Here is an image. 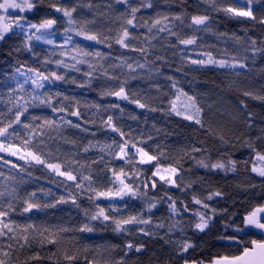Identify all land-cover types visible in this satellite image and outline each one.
<instances>
[{
	"label": "trees",
	"instance_id": "trees-1",
	"mask_svg": "<svg viewBox=\"0 0 264 264\" xmlns=\"http://www.w3.org/2000/svg\"><path fill=\"white\" fill-rule=\"evenodd\" d=\"M142 2L152 7H140ZM107 3L40 0L24 14L32 23L56 19L55 31L63 32L67 21L52 5L76 7L74 19H94L90 28L105 38L103 43L81 37L67 45L57 40L48 46L32 40L29 50L19 31L0 41V127L14 121L18 106L28 102L21 124L13 123L9 129L10 133L15 129L16 134L2 139L5 146L15 145L24 153V140L31 139L32 145L43 141L47 162L60 164L78 181L92 178L91 189L87 180L77 188V182L45 165L1 154L0 192L5 194L0 196V210L8 215L0 219L14 231L4 229L6 234L0 236V259L5 264H206L222 256L239 255L243 245L226 239L235 234L233 221L239 224L247 212L264 205V178L253 171L259 156L264 155V0L251 4L255 19L234 17L222 10L247 8V0H132L140 7L136 27L120 18L125 6L116 5V11L110 12ZM177 16L181 20H176ZM194 16H207L209 21L206 26L192 25ZM156 20L179 38L158 28L149 32ZM123 27L135 37L127 48L116 42ZM74 28L76 32L79 25ZM193 37L195 44L179 43V39ZM77 45L101 55L82 57L75 51ZM209 57L213 63H191ZM57 60L64 64L58 65ZM237 61L246 67H219L220 62ZM17 69H37L49 76L54 72L64 79H52L42 90L27 85L21 90L22 83L15 79ZM121 87L128 97L123 101L110 94ZM33 95L49 99L51 107L33 100ZM179 98L190 102L196 117L188 119L185 110L176 107ZM136 101L146 106L141 108ZM61 108L65 111H59ZM73 111L80 115H71ZM109 116L123 137L107 125ZM44 119L55 124L41 136L38 126ZM25 123L36 128V133L24 129ZM124 141L126 156L117 147ZM137 148L158 159L141 164ZM201 162L223 163L225 167H203ZM157 164L162 170L177 169L175 184L153 176ZM121 170L124 176H120ZM117 176L137 195L119 202L97 197L95 193L119 186ZM154 181L155 188L151 186ZM31 193L36 194L31 202L41 207L26 212L25 201ZM98 208L105 209L108 221L90 219ZM201 215L208 219L204 231L195 227ZM129 217L150 223L114 230L113 219ZM86 224L93 231H80ZM27 225L35 228L25 232ZM253 238L260 237H243L245 242ZM129 243L134 245L132 250L126 248ZM185 243L193 245L187 252L181 251ZM136 246H142L141 251H135ZM66 253L76 259L66 260Z\"/></svg>",
	"mask_w": 264,
	"mask_h": 264
},
{
	"label": "snow or ice",
	"instance_id": "snow-or-ice-1",
	"mask_svg": "<svg viewBox=\"0 0 264 264\" xmlns=\"http://www.w3.org/2000/svg\"><path fill=\"white\" fill-rule=\"evenodd\" d=\"M40 0H0V41H3L8 34H16L15 30L19 29V33L23 34L25 36V46L31 50V41L35 39L36 41L43 40L47 44H54V41L52 39H49L48 37L55 35V33L52 31L54 26L57 24L56 19H44L40 21L39 23H32L26 15H21L22 13L31 12L39 3ZM253 3V0H247V8H237V7H226L222 9L225 13H229L234 17H246L255 19L253 15V11L251 8V4ZM125 6V13L120 14V18L126 19V24L130 25L132 27H136L134 24V20L136 19V13L140 10V7H152L151 3H141L140 7L135 6L132 3V0H108V3L106 4L107 9L110 12H115L116 8L115 6ZM52 7L55 9L56 12H62L63 16L67 18V23L69 25L78 24L79 30L76 31V36L83 37L84 40L87 41H95L98 43H103L104 39L101 34H98L91 30L90 26L95 24V20H81L77 21L73 17V13L76 12V7L72 8H62L57 7L56 4H53ZM89 8H92L93 5L89 4ZM15 15V19H11V17ZM101 15H104V13H101ZM131 17V18H127ZM167 19V17H165ZM176 20H181V17L177 16L175 17ZM209 21V17L207 16H194L192 17V25H207V22ZM264 22V21H262ZM160 21L156 20L153 22L151 26L148 27V31L151 32L153 28H158L160 32L168 31L171 35H176L178 38V33L172 32L170 29H167L165 27H160ZM65 36L66 39L64 41V44L67 45L72 42V36L68 35L69 32L72 31L71 28H65ZM130 39H135V37L131 36V33L129 32V29L127 27L122 28V35L119 36V38L116 40L118 44H120L122 47H129L128 41ZM179 43L182 45H192L195 44V38H187V39H179ZM254 43V42H253ZM75 51L79 53L82 57H87L90 55H101L100 53H92L85 51L83 48L79 47L78 45L75 46ZM141 52H144V49H140ZM64 55V53H61ZM75 59V57H73ZM78 63L83 61H77ZM56 63L58 65L64 64V61L57 60ZM191 63L193 64H200L203 65L205 63H213L211 57L207 61L205 60H192ZM67 66V65H64ZM129 69L132 68L131 64L127 65ZM138 67L143 68V64H139ZM219 67H232V68H244L246 67L245 64L240 62H235L232 64H228L227 62H220ZM134 70V69H133ZM29 72L32 73L31 76H26L24 72H21L20 69H17V72L21 76H26L25 80L23 81V84H20L19 87L21 90H23V85L31 82V84L34 86V90L43 89L45 87V82L50 81L52 79L54 80H63L64 77L57 75L56 73H51V75H45L44 73L40 72L37 69H29ZM90 75V73L86 74ZM171 79V78H169ZM173 87H175V84H173ZM111 95H115L117 97H120L122 99H127V95L125 93L124 87H121L119 91L110 93ZM57 95H60L57 93ZM33 100H39L40 104H48L51 107V104L49 103V99H41L38 95H33ZM67 99V97H65ZM191 99V98H190ZM27 101L24 105H19L18 109L15 114L14 121H11L5 126L0 127V137H3L7 139V137L11 135H15L16 131L13 129V131L10 133L9 129L12 128L13 123L14 124H21V117L25 115L28 111L27 107ZM139 107L143 108L146 105L139 103V101H136ZM53 111H57L56 108L53 107ZM59 111H65L64 108L59 109ZM199 111V109H197ZM179 115V113H177ZM71 115L73 116H79L80 113L78 111L71 112ZM188 119H191L192 117H186ZM33 120H39L40 117H32ZM197 123H200L199 120L196 121ZM68 123L71 125L72 122L68 121ZM107 125L112 128V131L119 132L121 137L124 136V133L120 131L117 127L113 125L112 117L109 116L107 121ZM55 124V121H49L47 119H44L43 123L39 125V134L43 136L45 134L44 130L45 128H51ZM74 127H79V125H72ZM23 128L27 130H31L34 134L36 133L37 129L33 128L31 124H23ZM23 151L25 155L20 156V159H25V157H29L31 161H34L36 164L45 165L48 169L52 170L53 172H56L58 175L65 176L67 180L77 182L76 187L82 188L83 187V181L87 180L88 187L91 189V176L88 177H82L79 181L76 175H74L71 171L68 170H62V167L60 164L55 163H49L43 158V141H40V143L32 145L31 139H26L23 142ZM127 141H124L122 144H118L117 147L119 148L120 153H123L124 156L127 155L126 148H127ZM132 147H135V145H132ZM34 149V150H32ZM21 151L20 148L16 147L15 145L9 144L5 146V142L3 140H0V152H6L10 155L16 156ZM87 151V149H85ZM137 152L140 155V163L141 164H150L153 161H156L158 159L155 155H149L148 152L144 151L143 148H137ZM124 156H121L123 159ZM260 160H264V155L259 156ZM5 163H9L8 161H5ZM203 167H211V168H219L223 169L225 165L223 163H217V164H204L201 162ZM13 167H16V165H13ZM156 171L153 173V176H159L160 181H164V183L168 184H175V181L172 179L171 175L165 176L161 175L162 169L157 164L155 165ZM165 172H169L171 174H176L177 169L176 168H168L163 169ZM253 171H256L255 168H253ZM261 176H264V170H261L259 172ZM2 175V173H0ZM113 175H116L113 173ZM120 176H124L123 171L121 170ZM120 176H117V180L119 181V186L115 187L113 190L112 188L108 189L107 191L103 192H97L95 193L97 197H105V198H114L119 197L120 199H123L125 196L135 197L137 195V191L128 183H125L124 179H120ZM147 186V185H146ZM153 188L156 186V182L154 181L151 185ZM15 191L14 189L12 190ZM5 193L0 192V196H3ZM36 194L31 193L28 200L25 201L26 207L24 211L28 212L31 211L33 208H40L41 205L38 203L31 202V197H34ZM216 195H219L217 193ZM210 198V197H209ZM89 199H92V197H89ZM195 203L200 204L201 201L196 200ZM11 203L9 204V208H11ZM98 207V206H97ZM151 207H155L153 204ZM151 207L149 208V211H151ZM204 207L206 208L207 205L205 204ZM172 211H177L175 208V202H173L172 205ZM8 215V212L5 210H0V218L6 217ZM85 215H88V211L85 210ZM102 218L103 221H108L110 219V216L105 214L104 208H98V211L90 216L91 220H100ZM210 219V218H209ZM200 223H197L195 225L196 229L200 231H204V229L208 226V219H205L204 215L200 216ZM113 223L115 224V231H126L127 229L124 227L126 225L131 224H148L150 223L149 220H143L138 217H129L128 219L124 220H115L113 219ZM234 226V235L227 237L226 239L232 241L234 244L237 245H243L242 250L239 255H233V256H222L218 259H214L211 264H264V205L257 206L253 208L251 211L247 212L242 218L239 224H236L235 221H233ZM34 225H27L24 228V231L27 232L29 229H34ZM4 229H7L8 232H13L14 229L9 227L8 223H4L2 219H0V236L5 235ZM80 231H87L91 232L93 229L89 227L87 224L80 229ZM141 232H144L145 235H148L149 233L145 232L143 228L140 229ZM259 235V239L253 238L250 239V241L245 242L243 237L245 236H255ZM25 244L28 242V237L25 235L23 237ZM50 243H56V241H49ZM23 246V245H22ZM134 247L133 244L129 243L126 245L127 250H132ZM193 247L191 244L185 243L181 247V251L187 252L189 248ZM142 246H136L135 251L139 252L141 251ZM5 256L8 255L7 252L4 253ZM38 258V257H35ZM68 261H74L76 257L74 255L65 254L64 257ZM0 264H5V260L0 259ZM187 264V262H186ZM202 264V262H201Z\"/></svg>",
	"mask_w": 264,
	"mask_h": 264
},
{
	"label": "rangeland",
	"instance_id": "rangeland-1",
	"mask_svg": "<svg viewBox=\"0 0 264 264\" xmlns=\"http://www.w3.org/2000/svg\"><path fill=\"white\" fill-rule=\"evenodd\" d=\"M25 13H22L21 15H24ZM62 16H63V13H60ZM16 17H15V15H13L12 17H11V19H15ZM65 19H66V21H67V18L66 17H64ZM67 28H71L72 29V31L71 32H69L68 33V35H71L72 36V41H74L75 39H80L81 37H79V36H76V32H75V28H74V24L73 25H69L68 23H67ZM15 31H19V29H16ZM52 31L55 33V35H53V36H50V37H48L49 39H52L53 41H54V44H47V43H45L43 40H41V41H37V42H39V43H42V44H45V45H48V46H54L55 44H56V42H57V40H61V43H63L64 44V41H65V39H66V36H65V31H63V32H56L55 31V28H53L52 29ZM33 40H35V39H33ZM36 41V40H35ZM92 42V41H91ZM72 43V42H71ZM21 72H24L25 74H26V76H31L32 75V73L31 72H29V71H27V70H20ZM26 76H21V75H19V73L17 72L16 73V76H15V79H16V81L17 82H19V83H22L23 84V81L25 80V78H26ZM24 85H27V86H30V87H32V88H34V86L31 84V82H29V83H27V84H24ZM51 85V82L50 81H47V82H45V87H48V86H50ZM44 87V88H45ZM43 88V89H44ZM39 90H42V89H39ZM120 100H125V99H122V98H120V97H118ZM176 107H180L181 109H183V110H185V112L187 113V115H188V117H196L197 115H196V113H193V112H191L190 110V107H191V105H190V102L189 101H187L186 99H183V98H179L178 99V101H177V104H176ZM3 139V137H0V140H2ZM1 154H4V156H7V157H10V158H15V159H20L19 157L20 156H22V155H25L24 153H22V152H19L16 156H13V155H10V154H8V153H6V152H0V156H2ZM22 160H28V161H30L31 159L29 158V157H25V159H22ZM256 169V171H254L255 172V174L256 175H258V176H260V177H262V178H264V176H261L260 174H259V172L261 171V170H264V160H260L259 159V161H258V165H257V167L255 168ZM176 174H177V172H176ZM161 175H165V176H169V175H171V177H172V179H173V177H174V175L175 174H171V173H169V172H165V171H161ZM120 179H122V178H120ZM119 182V181H118ZM128 197H130V196H125L123 199H120L119 197H114V198H111V199H109V198H105V197H102L101 198V200H106V201H109V202H119V201H123L124 199H126V198H128Z\"/></svg>",
	"mask_w": 264,
	"mask_h": 264
},
{
	"label": "water",
	"instance_id": "water-1",
	"mask_svg": "<svg viewBox=\"0 0 264 264\" xmlns=\"http://www.w3.org/2000/svg\"><path fill=\"white\" fill-rule=\"evenodd\" d=\"M258 235V234H257ZM259 236V235H258ZM232 244H234L233 242H231ZM234 245H237V244H234ZM216 259H218V258H216ZM188 264H197V263H188ZM206 264H211V262L210 263H206Z\"/></svg>",
	"mask_w": 264,
	"mask_h": 264
},
{
	"label": "flooded vegetation",
	"instance_id": "flooded-vegetation-1",
	"mask_svg": "<svg viewBox=\"0 0 264 264\" xmlns=\"http://www.w3.org/2000/svg\"><path fill=\"white\" fill-rule=\"evenodd\" d=\"M232 242V241H231Z\"/></svg>",
	"mask_w": 264,
	"mask_h": 264
}]
</instances>
